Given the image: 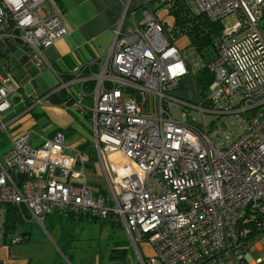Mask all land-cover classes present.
I'll list each match as a JSON object with an SVG mask.
<instances>
[{"label": "built area", "instance_id": "built-area-1", "mask_svg": "<svg viewBox=\"0 0 264 264\" xmlns=\"http://www.w3.org/2000/svg\"><path fill=\"white\" fill-rule=\"evenodd\" d=\"M184 1L223 25L206 63L192 48L184 53L177 46L145 0L139 17L131 11L129 30L121 20L113 28L96 72L95 61L73 68L70 82L56 72L57 90L31 97L0 72V129L10 138L0 157V246L23 241L4 227V206L15 204L41 225L52 211L121 223L137 251L136 264L264 261V0ZM229 16L234 22L226 25ZM65 33L51 0H0V37L25 48L36 70L51 68L44 50ZM202 66L213 73L207 96L189 103L177 91ZM59 90L70 103L58 107L88 119L94 139L89 151L66 145L60 130L45 136L18 127ZM180 104L199 109L201 117L188 121L178 112L177 118ZM205 112L212 115L208 122ZM95 151L104 183L90 187L83 171Z\"/></svg>", "mask_w": 264, "mask_h": 264}, {"label": "crops", "instance_id": "crops-1", "mask_svg": "<svg viewBox=\"0 0 264 264\" xmlns=\"http://www.w3.org/2000/svg\"><path fill=\"white\" fill-rule=\"evenodd\" d=\"M51 1L61 11L66 28V33L44 50L45 58L50 62L51 68L47 67L40 71L36 70L25 48L16 46L0 37V72H6L11 75L13 80L19 84L20 90L26 97L40 95L50 90H57L58 77L56 72L60 73L63 81L70 82L72 80L70 79V72L73 68H77L89 61H95L91 69L92 67L98 69L100 56L111 44L113 28L121 20V28L129 30L133 25L130 17L131 11H137V16L139 17L138 10L145 0ZM185 39V45H178V39H176V44L178 47L181 46V49L185 48L188 44V39L186 37ZM179 90V95L182 97H185V92L189 94L192 92V96L196 97L193 76L187 75L184 80L182 79V87ZM46 109L49 110L48 113L51 114L53 120L56 118L61 120L62 114H67L70 111L51 104H47ZM71 113L73 114L72 118L65 120L59 127H69L72 129V125L81 128L82 132L86 133V129L89 126L87 117L81 116L80 118L72 111ZM174 115L177 118L180 117L177 110H174ZM80 125L83 127H80ZM69 217L73 218L74 216ZM49 224H53L52 220L49 221ZM56 235V241H62L61 236ZM55 238L53 237V239ZM42 239L45 245L49 246V253L46 249H41L37 254L31 255L27 252V246L25 245L17 247L12 252L11 246L2 245L0 246V264H55L57 258L53 250L54 245L50 244L46 236H42ZM143 250L149 252L145 247H143ZM65 253L69 256L70 254H74L71 248H67L62 252L63 255ZM34 258H36L35 263H33ZM67 260L69 261L70 259L67 258ZM70 261L72 262L73 260Z\"/></svg>", "mask_w": 264, "mask_h": 264}, {"label": "rangeland", "instance_id": "rangeland-1", "mask_svg": "<svg viewBox=\"0 0 264 264\" xmlns=\"http://www.w3.org/2000/svg\"><path fill=\"white\" fill-rule=\"evenodd\" d=\"M156 16L166 21L168 24L173 23V16L170 14L169 9L166 5L161 4L155 8ZM224 22L226 25L234 22V17H227ZM186 39L182 34L178 37V45L186 44ZM181 47V46H180ZM183 47V46H182ZM188 44L185 48L182 49L184 53L188 52ZM189 76V75H188ZM185 76L183 80L186 78ZM182 87V81L181 86ZM187 89V88H186ZM191 90V89H189ZM196 90V89H195ZM177 95L186 100L189 103H195L198 101V97L192 96L189 93H184L185 97ZM86 101V98H83ZM153 99V98H152ZM47 104H50L47 100L45 103H39L35 105L32 110L28 112V116L23 117L19 121V129L26 130L31 129L38 132L42 135H48L53 129L59 127L60 124H63L65 120H70L73 116L71 111L68 113L62 114V119L56 118L53 120L51 114L48 113L49 110L46 109ZM52 105V104H51ZM57 107L56 105H53ZM19 107L16 103L15 106H12L10 110L11 114L7 115L4 121H8L14 112V110ZM52 107V106H50ZM57 109V108H53ZM178 112L187 113V120L191 121L192 117L200 118L201 112L199 109L180 104L176 108ZM8 112L3 113V117ZM74 113V112H73ZM212 115L208 112H205V119L207 122L211 119ZM10 125L7 126L8 133L10 132ZM80 127H83L80 125ZM61 128V127H60ZM72 129H67L62 127L64 134V140L66 145L76 146L78 143H84L87 141L85 151H89L91 144H94L93 134L90 132L89 126L86 129V133H83L81 128L72 126ZM10 148V138L7 132L4 129H0V157ZM67 152L72 153V150L67 148ZM80 168V164H75V170ZM84 176L86 177L87 184L90 187L95 185L103 184L104 178L101 170L100 164H98V155L96 151L94 152V157L91 162H88L84 167ZM52 220L53 224L50 225L49 221ZM44 224H39L34 218H30L25 222V229H30L31 234L27 238V241H22L11 245V251L19 246H27V252L31 255H35L40 250L46 249L49 250V246L45 245L42 236L48 238L50 244L53 246L57 262L55 264H136L138 260V254L134 248L130 236L126 233L125 227L123 224H113L110 218L106 219H97L92 220L87 216L80 217L78 214L74 217H69L67 212H50L44 218ZM47 227V231L45 229ZM61 236L62 241H56L57 235ZM53 237L55 239H53ZM16 245V246H15ZM67 248H71L74 252L73 255L70 254L64 256L62 254ZM63 250V251H61ZM61 251V252H60ZM49 253V252H48ZM51 254V253H50ZM257 252L254 251L251 253L252 256H257ZM70 258L72 262L67 260ZM36 262V258L33 259V263Z\"/></svg>", "mask_w": 264, "mask_h": 264}, {"label": "trees", "instance_id": "trees-1", "mask_svg": "<svg viewBox=\"0 0 264 264\" xmlns=\"http://www.w3.org/2000/svg\"><path fill=\"white\" fill-rule=\"evenodd\" d=\"M164 4L168 7L170 14L173 16V23L168 24L166 21L161 20L162 24L166 28L173 31L175 39H178L180 34L188 39V47L194 50V56L200 58L204 63L208 62L215 55V49L213 46V39L221 32V21L210 20L203 13H196L192 10L190 5L184 0H170L164 3H158L157 0H148L147 5L152 6V11L155 13V8L158 5ZM98 69L92 67L91 71L96 72ZM196 94L199 100H204L208 93V86L213 78V73L209 71L205 66L199 68L193 76ZM85 91L91 93L94 82L93 80L85 84ZM137 99H140V95L135 93ZM46 100L52 105H64L70 103L69 97L65 94L64 90H59L49 94ZM85 101V100H84ZM85 103L89 104L90 100L86 98ZM69 129V127H65ZM55 130L62 131V128L58 127ZM63 132V131H62ZM87 141L77 144V148L86 150ZM4 227L6 234H20L23 241H27V238L31 234L30 229H25V222L31 218L29 211L23 205L6 204L5 206ZM69 216L79 214L80 217L87 216L92 220L97 218L85 215L82 213L69 212ZM115 224L114 222H112ZM47 231V227H45ZM9 246V245H8ZM66 256V253L65 255ZM70 259V258H68ZM71 260V259H70ZM264 264V261L261 263Z\"/></svg>", "mask_w": 264, "mask_h": 264}, {"label": "bare ground", "instance_id": "bare-ground-1", "mask_svg": "<svg viewBox=\"0 0 264 264\" xmlns=\"http://www.w3.org/2000/svg\"><path fill=\"white\" fill-rule=\"evenodd\" d=\"M120 163L124 164L125 162H124V160H121Z\"/></svg>", "mask_w": 264, "mask_h": 264}]
</instances>
